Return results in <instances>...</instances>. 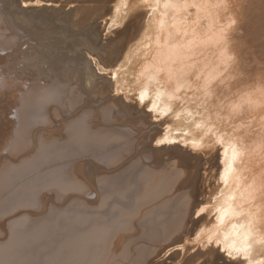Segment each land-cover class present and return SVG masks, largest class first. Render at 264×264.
I'll list each match as a JSON object with an SVG mask.
<instances>
[{
	"label": "bare ground",
	"instance_id": "1",
	"mask_svg": "<svg viewBox=\"0 0 264 264\" xmlns=\"http://www.w3.org/2000/svg\"><path fill=\"white\" fill-rule=\"evenodd\" d=\"M0 69V264H264V0H0Z\"/></svg>",
	"mask_w": 264,
	"mask_h": 264
},
{
	"label": "rangeland",
	"instance_id": "2",
	"mask_svg": "<svg viewBox=\"0 0 264 264\" xmlns=\"http://www.w3.org/2000/svg\"><path fill=\"white\" fill-rule=\"evenodd\" d=\"M20 2H21V0H18V4H20ZM26 7H27V8H30V7H33V6H31V5H27ZM40 41H42V40H35V42H36V43H35V44H36V47H35V46H34V47H31L30 52L28 53V55H27L26 57L29 59V60H28V63H29V64H30V62H32V63L30 64V66H32L33 68H36V67L38 68V67H39V64H40V65H41V66H40L41 68H40V69L38 68V69L41 71V69H44V68H48V67H50V65H49V64H50V61H49L50 58L47 57L46 55H43V54H42L43 56L40 55V54H41V51H39V50H40V49L43 50V48H42V47H43V44L45 45V42L43 43V41H42V42H40ZM38 43H39V44H38ZM42 43H43V44H42ZM38 45H39V46H38ZM40 45H41L42 47H41ZM38 47H40V49H39ZM35 48L38 49V51H39L40 53H39V52L37 53L36 50H35ZM32 51H33V52H32ZM30 53H31V54H30ZM32 53H33L34 55H33ZM35 53H36V54H35ZM42 53H43V52H42ZM44 54H45V52H44ZM32 55H33V56H32ZM35 55H36V56H35ZM38 55H39V56H38ZM31 56H32V57H31ZM45 56H46V58H45ZM39 57H41V60H39V59H40ZM43 57L45 58V60L42 61ZM37 58H39V59H37ZM47 58H49V59L47 60ZM31 59H33V60H31ZM35 59H36V61H35ZM41 61H42V62H41ZM45 61H47V62H46L47 64L45 63ZM48 61H49V63H48ZM38 62H39V63H38ZM42 63H44V64H43L44 66L42 65ZM21 64H23V63L21 62ZM34 64H35L36 66H35ZM37 68H36V69H37ZM22 69H23V68H22ZM37 71H38V70H37ZM16 72H17V73H20V72H21V73H24L23 71H16ZM3 73H5V71L0 69V80H1V78H2V76H3V75H2ZM6 95H7V93H6L4 90H0V105H1L3 102L6 101ZM0 110H1V109H0ZM0 155H1V153H0Z\"/></svg>",
	"mask_w": 264,
	"mask_h": 264
}]
</instances>
